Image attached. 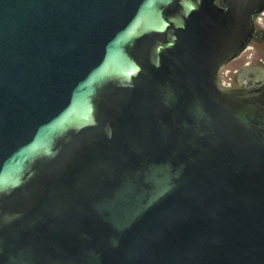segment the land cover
Here are the masks:
<instances>
[{"label":"water","instance_id":"95a60500","mask_svg":"<svg viewBox=\"0 0 264 264\" xmlns=\"http://www.w3.org/2000/svg\"><path fill=\"white\" fill-rule=\"evenodd\" d=\"M260 13L0 0V264H264Z\"/></svg>","mask_w":264,"mask_h":264},{"label":"flooded vegetation","instance_id":"af4514ba","mask_svg":"<svg viewBox=\"0 0 264 264\" xmlns=\"http://www.w3.org/2000/svg\"><path fill=\"white\" fill-rule=\"evenodd\" d=\"M222 0H217L220 3ZM263 19V20H262ZM255 34L248 47L253 44V52L247 56L248 60H244L240 65L235 64L228 69V65L235 62L247 49L237 58L230 61L222 71V84L225 87H240V80L238 77L239 70L244 66L261 67L264 68V13L255 16ZM227 69V70H226ZM233 70L235 74L233 73ZM253 83V82H251ZM250 83V84H251Z\"/></svg>","mask_w":264,"mask_h":264},{"label":"rangeland","instance_id":"374dc122","mask_svg":"<svg viewBox=\"0 0 264 264\" xmlns=\"http://www.w3.org/2000/svg\"><path fill=\"white\" fill-rule=\"evenodd\" d=\"M263 20V19H262ZM253 44H251L248 49L233 63L228 65V69L231 68L232 66H234L235 64L240 65L244 60H248L247 56L251 54V52H253ZM227 70V69H226ZM236 70H233V73L235 74Z\"/></svg>","mask_w":264,"mask_h":264}]
</instances>
